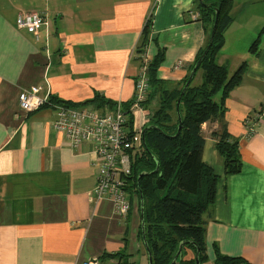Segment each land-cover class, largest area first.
<instances>
[{
    "label": "crops",
    "instance_id": "0c3cea01",
    "mask_svg": "<svg viewBox=\"0 0 264 264\" xmlns=\"http://www.w3.org/2000/svg\"><path fill=\"white\" fill-rule=\"evenodd\" d=\"M197 2L0 0V264H79L91 258L101 264H148L139 197L128 191L131 205L124 218L109 199L95 201L99 166L90 145L74 149L52 129V107L24 112L18 94L38 86L39 96L71 107L93 108L82 104L96 95L104 105L95 109L129 105L140 70L135 48L147 22L145 55L157 60L156 79L176 88L209 36L199 17L191 18ZM34 11L48 20L39 40L15 26L20 13ZM229 14L215 62L229 74L246 64L225 98L223 119L241 166L225 175L213 135L221 124L202 123L201 159L218 176L214 202L203 215L204 264H214L218 254L264 264V120L251 132L245 122L264 105V34L256 54L250 51L264 27V0H232ZM156 105L153 99L146 109ZM132 115L130 127L138 132L144 115ZM193 258L184 250L183 260Z\"/></svg>",
    "mask_w": 264,
    "mask_h": 264
},
{
    "label": "trees",
    "instance_id": "16d2710c",
    "mask_svg": "<svg viewBox=\"0 0 264 264\" xmlns=\"http://www.w3.org/2000/svg\"><path fill=\"white\" fill-rule=\"evenodd\" d=\"M232 0H202L197 2L199 20L209 31L215 21L217 24L212 44L199 63L195 74L201 70L202 80L196 85L193 79L186 91L180 97L178 115L176 112L177 98L188 80V74L202 56L206 45L198 51L194 63L190 66L185 79L176 88H167L156 79L157 60L149 61L148 80L149 94L143 102L148 107L149 101L156 99L157 105L151 113V119L141 135V144L130 151L131 172L128 177V191L136 192L143 197V219L145 241L151 254V264H170L178 246L184 241L181 255L173 264H195L197 254L198 264L205 262L204 244V213L212 206L215 199L217 174L201 159L204 136L201 126L204 122L221 124L219 131L213 133L216 137L215 147L223 160L225 175L238 173L241 166L239 149L223 123L225 114V98L242 79L246 64L242 63L232 74L226 65L215 62L216 53L223 45V35L231 23L230 5ZM150 22L141 31L135 48V56L145 54V44L148 39ZM264 27L255 37L250 51L256 54L260 36ZM209 39V36H208ZM216 95L219 97L216 99ZM50 103H61L56 98H50ZM129 105H122L128 116V125L132 123ZM88 104L101 107L103 100L96 95ZM113 106V105H112ZM98 109V108H97ZM174 117V118H173ZM181 129L178 131V124ZM157 168L156 172H153ZM145 173L138 180V176ZM142 233V231H140ZM141 235V234H140ZM194 253V258L183 260L184 250ZM214 264H242L237 257L218 254Z\"/></svg>",
    "mask_w": 264,
    "mask_h": 264
},
{
    "label": "built area",
    "instance_id": "2783aa9c",
    "mask_svg": "<svg viewBox=\"0 0 264 264\" xmlns=\"http://www.w3.org/2000/svg\"><path fill=\"white\" fill-rule=\"evenodd\" d=\"M192 19H197L198 11L190 12ZM48 20L39 12H22L15 23L16 28L27 30L33 38L39 40V32L48 28ZM139 73L134 78L133 97L130 112L140 111L144 115V123L151 117L144 107L149 94L147 76L149 59L145 54L139 55ZM177 62L175 67H179ZM39 87L33 86L18 94V105L24 112H32L40 107H52L54 117L52 129L64 135L75 149L88 143L93 153L94 164L99 166V173L92 198L99 201L107 198L112 203L114 212L123 217L130 210L131 201L128 197V177L131 175L130 151L141 144L140 131H134L128 125V116L121 104L114 109L104 111L89 106L71 107L65 103H50L46 97L38 95ZM133 113V112H132ZM264 120V105L245 121L248 132L253 130L255 123ZM143 123V124H144ZM79 264H101L97 258L81 261Z\"/></svg>",
    "mask_w": 264,
    "mask_h": 264
},
{
    "label": "water",
    "instance_id": "95a60500",
    "mask_svg": "<svg viewBox=\"0 0 264 264\" xmlns=\"http://www.w3.org/2000/svg\"><path fill=\"white\" fill-rule=\"evenodd\" d=\"M198 2L201 4L202 3V0H198ZM218 15V11L216 10L215 11V21L211 27V32H210V35H209V39H208V45L207 47L205 48L204 52L201 54L202 56L198 59V61L195 63L194 67L192 68V70L189 72V75H188V80L186 81V83L184 84V86L182 87V91L179 95V97L177 98V104H176V112L178 114V107H179V101H180V97L184 94V92L186 91L185 89L188 87V84L190 83V81L193 79V76L195 74V72L197 71V69L199 68V63L200 61L202 60V58L206 55L205 53L207 52V50L209 49L210 45L212 44V39H213V35L215 33V28H216V24H217V17ZM180 115V114H178ZM178 131L177 133L180 131L181 129V125L180 123L178 124ZM144 130L142 131L141 135L144 133ZM157 171V168L153 171V172H156ZM143 175H145V173H141L139 176H138V180L139 178H141ZM140 198H139V208H140V220H141V225H140V231H142L141 233V239H142V243L144 244V247H145V251H146V254L148 255V264H151V254H150V250L148 248V245L145 241V231H144V219H143V197L139 194ZM184 244V241L181 242L178 246V249L177 251L175 252V256L173 257L172 261L170 264H173L176 262L177 258L179 257V255H181V249H182V246ZM195 264H198V258H197V254L195 255Z\"/></svg>",
    "mask_w": 264,
    "mask_h": 264
},
{
    "label": "rangeland",
    "instance_id": "374dc122",
    "mask_svg": "<svg viewBox=\"0 0 264 264\" xmlns=\"http://www.w3.org/2000/svg\"><path fill=\"white\" fill-rule=\"evenodd\" d=\"M199 74H200V71H199L198 73H196L195 81H198V80H199ZM188 75H189V74H188ZM49 99H50V98H49ZM148 110H149V109H148ZM132 112L134 113V112H136V111H132ZM132 112H131V115L133 114ZM149 113H150V115H151L152 111L149 110ZM151 116H152V115H151ZM173 118H174V117H173ZM150 119H151V117L148 119V121L146 122V124H145V123L143 124V126H142L143 128H141V130H140L141 133H142L143 129H145V126L149 123ZM129 126H130V125H129ZM138 132H139V131H138ZM141 133H140V137H141ZM130 195H132L133 197H137V193H136V192H135V193H134V192H131ZM186 250H187V248H186Z\"/></svg>",
    "mask_w": 264,
    "mask_h": 264
}]
</instances>
